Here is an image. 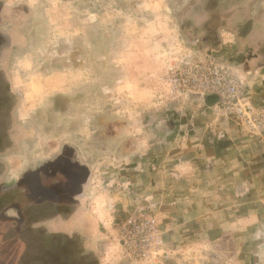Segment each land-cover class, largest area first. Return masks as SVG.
Segmentation results:
<instances>
[{
	"label": "crops",
	"instance_id": "obj_1",
	"mask_svg": "<svg viewBox=\"0 0 264 264\" xmlns=\"http://www.w3.org/2000/svg\"><path fill=\"white\" fill-rule=\"evenodd\" d=\"M38 1L0 0V77L13 96L6 117L0 115V165L18 160L29 137L16 140L14 127H34V109L44 98L78 90L77 74L69 70L34 81L32 53L16 52L17 41L31 39L22 28ZM254 5L240 24L251 44L235 55L252 57L247 95L264 107V0ZM14 52L24 59L10 66ZM148 86L134 85L136 112H128L134 132H126L134 138L116 147L117 155L108 145H80L79 129L69 135L50 128L41 134L38 162L24 170L10 165L21 170L5 179L0 173V264H108L103 255L117 216L142 204L158 219L169 253L154 264H179L175 254L194 241L219 246L225 238L237 255L231 264H264V134L217 119L213 96L183 97L160 111ZM143 91L148 99L138 97ZM147 105L150 112L143 110ZM95 115L86 114L88 123Z\"/></svg>",
	"mask_w": 264,
	"mask_h": 264
},
{
	"label": "rangeland",
	"instance_id": "obj_2",
	"mask_svg": "<svg viewBox=\"0 0 264 264\" xmlns=\"http://www.w3.org/2000/svg\"><path fill=\"white\" fill-rule=\"evenodd\" d=\"M258 1L39 0L22 28L26 34H30L31 39L29 42L17 41L20 46L16 52L32 53V73L36 75L34 81H42L44 74L52 70H69L77 74L78 90L72 95H48L34 109V127H26L24 131L14 127L13 131L15 128L18 130L15 136L19 135L16 140L25 135L29 138L17 150L20 155L18 160L5 161L0 165L1 175L4 172L3 179L11 174L18 175L16 172L21 170L18 168L16 171V167L11 169L10 165L23 166L24 170L26 165L33 166L38 162L36 153L40 144H43L41 134L49 133L47 129L50 128L61 130L59 134L69 135L71 132L74 135V131L79 129L82 136L79 138L80 145H108L117 155L116 147L129 142L128 138H134L126 132H134V117H129L128 112L132 116L136 112V83L154 86V102H160L158 107L163 112L166 102L188 96L203 98L195 93H179L172 89V82L166 79V74L170 65L178 63L180 66V60L215 59L234 64L242 71L251 69L254 62L252 57L235 54L244 44H251L245 39L241 25L252 15L254 3ZM20 16V19L24 17ZM16 52L9 58L10 66L24 59L22 56L15 57ZM21 79L24 81L26 77ZM125 84L129 86L128 89L124 88ZM141 96L148 99L150 94L143 91L138 93V97ZM210 107L217 118L212 104ZM126 109L127 115H124ZM143 110L150 112L151 106H144ZM91 111L96 115L88 123L86 114ZM88 124L91 125L89 128ZM71 138L66 139L71 141ZM29 140L30 144H27ZM112 209L115 212L118 210L115 207ZM140 210L151 213L158 222L147 204L140 205L132 213L128 209L126 215H118L110 248H106L103 255L108 264H134L124 252L119 229L125 220ZM158 225L162 232L163 253L146 264L167 260L169 256L159 222ZM230 242L225 238L222 245L204 246L205 243L194 241L190 247L175 254L179 259L177 262L231 264L237 255Z\"/></svg>",
	"mask_w": 264,
	"mask_h": 264
},
{
	"label": "built area",
	"instance_id": "obj_3",
	"mask_svg": "<svg viewBox=\"0 0 264 264\" xmlns=\"http://www.w3.org/2000/svg\"><path fill=\"white\" fill-rule=\"evenodd\" d=\"M249 75L248 71L223 61L189 59L180 60V66L170 65L166 79L176 92L213 96L212 106L218 119L233 121L243 132L261 136L264 107L253 103L247 95ZM119 234L124 252L134 264L153 262L163 253L161 229L149 212L140 210L129 217L122 223Z\"/></svg>",
	"mask_w": 264,
	"mask_h": 264
},
{
	"label": "flooded vegetation",
	"instance_id": "obj_4",
	"mask_svg": "<svg viewBox=\"0 0 264 264\" xmlns=\"http://www.w3.org/2000/svg\"><path fill=\"white\" fill-rule=\"evenodd\" d=\"M3 38L0 36V47L2 46ZM13 102V96L7 94L3 90V81L0 77V115L3 116V118L6 117L7 112L9 111V107L11 106V103ZM3 121H0V127H3Z\"/></svg>",
	"mask_w": 264,
	"mask_h": 264
},
{
	"label": "trees",
	"instance_id": "obj_5",
	"mask_svg": "<svg viewBox=\"0 0 264 264\" xmlns=\"http://www.w3.org/2000/svg\"><path fill=\"white\" fill-rule=\"evenodd\" d=\"M23 258H28L27 256H24ZM24 260V259H23Z\"/></svg>",
	"mask_w": 264,
	"mask_h": 264
}]
</instances>
